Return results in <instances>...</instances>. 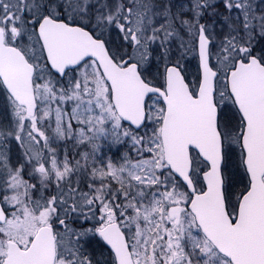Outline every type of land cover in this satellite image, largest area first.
Returning a JSON list of instances; mask_svg holds the SVG:
<instances>
[{
    "label": "snow or ice",
    "instance_id": "6c2138e0",
    "mask_svg": "<svg viewBox=\"0 0 264 264\" xmlns=\"http://www.w3.org/2000/svg\"><path fill=\"white\" fill-rule=\"evenodd\" d=\"M172 9L0 0V264H264V0Z\"/></svg>",
    "mask_w": 264,
    "mask_h": 264
},
{
    "label": "rangeland",
    "instance_id": "374dc122",
    "mask_svg": "<svg viewBox=\"0 0 264 264\" xmlns=\"http://www.w3.org/2000/svg\"><path fill=\"white\" fill-rule=\"evenodd\" d=\"M159 2V0H158ZM164 3L169 2V0H163ZM256 2L259 4V0H256ZM171 3L173 5V12L180 11L181 5H186L189 3V0H171ZM209 22H211V17L208 18ZM219 22L217 23V32H219ZM185 40L187 39V36L184 37ZM112 39L114 41L119 42V38L117 37V34L113 32ZM179 48V42H174L172 45V52H171V59L173 62H175L176 58L179 56L180 52L177 50ZM159 54V50L157 49L156 53L154 55ZM182 64H185L188 69L189 77L191 78L195 72L197 67V59L194 58L191 53H189L187 56L184 57V59L181 61ZM157 67L159 68L160 72H163V62L159 66L156 65L155 60L153 61L152 65V72L153 74L156 73ZM10 119V115L6 112L4 106L2 103H0V125H6L8 123V120ZM70 142V143H69ZM74 142V141H72ZM71 141L62 143L60 145L59 151L61 153V156L66 151V147L68 145H72ZM75 143V142H74ZM66 146V147H65ZM77 146V145H76ZM126 151L124 147H120L119 152H117L116 146L111 147V151L108 150V146H103L102 155L107 161L108 158H111L114 161L119 162L120 155ZM0 152H3L4 154L8 155L11 158V161L13 164L17 162V160L23 161L25 159L24 157V149L20 145L19 142L15 141V139H11L10 141H3L0 142ZM88 251L93 253L94 260L99 261L100 264H104V261L108 259V252L104 248H100L96 239L92 241L91 245L88 248Z\"/></svg>",
    "mask_w": 264,
    "mask_h": 264
},
{
    "label": "flooded vegetation",
    "instance_id": "af4514ba",
    "mask_svg": "<svg viewBox=\"0 0 264 264\" xmlns=\"http://www.w3.org/2000/svg\"><path fill=\"white\" fill-rule=\"evenodd\" d=\"M72 142V141H71ZM70 143V142H69ZM73 144L72 145H68V147H66V152H67V154L69 155V157H72L74 154H76L77 152H79V151H83L84 149L83 148H79L78 146H76V144L74 143V142H72ZM77 158H79L78 156H77ZM98 239L99 238H97L96 239V241H97V243H98V245H99V247L100 248H104L107 252H108V249L105 247V246H103V243L102 242H98ZM108 254H109V252H108Z\"/></svg>",
    "mask_w": 264,
    "mask_h": 264
}]
</instances>
